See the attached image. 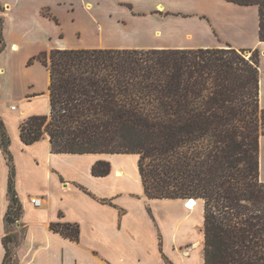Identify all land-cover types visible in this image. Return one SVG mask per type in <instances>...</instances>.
<instances>
[{"label": "crops", "instance_id": "crops-1", "mask_svg": "<svg viewBox=\"0 0 264 264\" xmlns=\"http://www.w3.org/2000/svg\"><path fill=\"white\" fill-rule=\"evenodd\" d=\"M0 5V123L10 140L9 154L0 145V264L12 168L23 207L12 229L24 230L16 248L19 264H205L204 204L191 210L186 200L148 198L139 155L56 154L48 136L23 143L21 124L51 109L50 73L41 62H29L53 49H259L264 108L258 6L226 0H0ZM100 161L110 163L108 176L93 175ZM260 178L264 182L261 149ZM37 198L40 206L33 203ZM52 224L79 225V239L63 236Z\"/></svg>", "mask_w": 264, "mask_h": 264}, {"label": "trees", "instance_id": "trees-1", "mask_svg": "<svg viewBox=\"0 0 264 264\" xmlns=\"http://www.w3.org/2000/svg\"><path fill=\"white\" fill-rule=\"evenodd\" d=\"M258 6L264 42V0ZM3 8L0 5V11ZM0 17V54L4 50ZM246 53H250L247 56ZM261 51L217 49H53L32 58L50 73V113L21 124L24 144L47 136L56 154H137L150 199L204 204L205 264H264V108ZM0 145L10 140L0 123ZM10 159V157H9ZM109 162H97L96 177ZM3 264H14L23 207L9 180ZM72 240L79 225L52 224Z\"/></svg>", "mask_w": 264, "mask_h": 264}, {"label": "rangeland", "instance_id": "rangeland-1", "mask_svg": "<svg viewBox=\"0 0 264 264\" xmlns=\"http://www.w3.org/2000/svg\"><path fill=\"white\" fill-rule=\"evenodd\" d=\"M246 55H247V56H250V53H246ZM260 68H261V62H260ZM36 78H38V76H37ZM43 84H44V81H43V79L40 78V79H39V87H42ZM17 105H18V104H17ZM262 140H263V142H261V151H262L263 173H264V138H263ZM188 200H189V203H190L191 200H195V199L191 198V199H188ZM188 200H187V201H188ZM187 201H186V202H187ZM196 202H197V205L200 204L199 201L196 200ZM12 229H13V227H12ZM14 230H15V229H14ZM23 238H24V230L20 229V230L16 233V240H17L16 245H17V246H20V245L22 244V242H23ZM16 248H17V247H16ZM14 264H19V263L16 261Z\"/></svg>", "mask_w": 264, "mask_h": 264}, {"label": "bare ground", "instance_id": "bare-ground-1", "mask_svg": "<svg viewBox=\"0 0 264 264\" xmlns=\"http://www.w3.org/2000/svg\"><path fill=\"white\" fill-rule=\"evenodd\" d=\"M188 204H189V207H187ZM196 206H197L196 200H191L190 203H189V200L186 202V207L189 209H194Z\"/></svg>", "mask_w": 264, "mask_h": 264}, {"label": "built area", "instance_id": "built-area-1", "mask_svg": "<svg viewBox=\"0 0 264 264\" xmlns=\"http://www.w3.org/2000/svg\"><path fill=\"white\" fill-rule=\"evenodd\" d=\"M16 107H13V110L15 109ZM33 203L36 205V206H40L41 203H42V200L40 198H37V199H33ZM187 207H189V204L187 205ZM192 210V209H191Z\"/></svg>", "mask_w": 264, "mask_h": 264}]
</instances>
